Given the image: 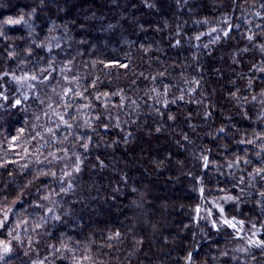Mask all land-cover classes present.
<instances>
[{"label":"trees","instance_id":"trees-1","mask_svg":"<svg viewBox=\"0 0 264 264\" xmlns=\"http://www.w3.org/2000/svg\"><path fill=\"white\" fill-rule=\"evenodd\" d=\"M261 69L264 0H0V264H264Z\"/></svg>","mask_w":264,"mask_h":264},{"label":"snow or ice","instance_id":"snow-or-ice-1","mask_svg":"<svg viewBox=\"0 0 264 264\" xmlns=\"http://www.w3.org/2000/svg\"><path fill=\"white\" fill-rule=\"evenodd\" d=\"M19 22H20V21H12V20L7 21L8 24L19 23ZM224 35L227 36V35H228V32H225ZM198 38H199V37H197V39H198ZM248 39L251 40L252 37L250 36V37H248ZM106 66H107V65H106ZM119 66H120V67H125V68L127 67V65H119ZM261 71H264V69H261ZM14 79L19 80V78H16V77H14ZM31 79H32V80H36L37 77H36V76H32ZM93 86H95V82H93ZM68 91H72V90L69 89ZM0 95H2V93H0ZM65 95H67V92L65 93ZM77 95H81V96H82V93H77ZM105 95H108V94L106 93ZM24 99H27V97H24ZM97 99H98V97H97ZM252 99L255 100L256 97L254 96ZM20 103H21V100L17 99V100H15L13 106L15 107V106L19 105ZM169 118L171 119L172 117H169ZM60 119L63 121V116H61ZM65 123H66V122H65ZM67 127L70 128L71 125H67ZM49 131H51V130H49ZM157 131H159V129H157ZM223 131H224V129L221 128V129H220V132H223ZM243 142H244V141H241V143H243ZM248 143H253V141H248ZM82 147L85 149V151H87V148H88V145H87V144H83ZM53 158L55 159V156H54V155H53ZM204 162H205V166H207V163H208V158H207V157H204ZM81 163H82V161L80 160L79 157H77V158H76V163H75V168L73 169V171H75V172H79V171L81 170V168H80ZM3 166H4V165H0V167H3ZM24 167H27V165H25ZM230 167H231V165H230ZM262 171H264V169H257V170H256V175H260ZM40 174H42V175H47V173L43 172V170H41V173H40ZM51 175H52V176H55L56 174H55V173H52ZM71 175H72L71 172H65V173H64V176H71ZM34 179H35V178H34ZM68 188H71V184H69ZM61 190H62V191H67V190H68V189H65V188L63 187V180L61 181ZM201 191H203V190H201ZM261 195L264 196V193H261ZM43 199H44V200H48L49 197H48V196H44ZM228 199H233V198H232V197H228ZM39 206H40V205H37V207H39ZM9 211H11V210L9 209ZM48 211H51V209H49ZM219 211H220L221 213H223L224 209H223V208H220ZM197 212H199V209H197ZM209 214L211 215V213H209ZM44 219H45V217H41V220H44ZM55 219L59 220L60 217L57 216V217H55ZM6 220H7V213H5L4 220L0 221V227H3V226H4V222H5ZM223 223L226 224L228 227H231V228H234V229L236 228V224L233 223L232 220L224 219ZM240 223H243V222H240ZM37 227H39V225H37ZM213 227H216V223H215V222H213ZM116 235L119 236V233H117ZM253 235L255 236L256 234L253 233ZM249 245H250L251 247H256V248L264 249V241L259 240V239H256V240H249ZM10 251H11V248H10L7 244H5L4 247H3V253H4V255H0V260H4V259H5V256H6ZM85 259H87V257H85ZM188 259L191 260V253H189ZM40 264H43V262H40Z\"/></svg>","mask_w":264,"mask_h":264},{"label":"rangeland","instance_id":"rangeland-1","mask_svg":"<svg viewBox=\"0 0 264 264\" xmlns=\"http://www.w3.org/2000/svg\"><path fill=\"white\" fill-rule=\"evenodd\" d=\"M24 84H22L23 86ZM222 208V205L218 202H211V206H206V207H201L199 209L200 212V217H202L203 213L205 214V216L208 218V219H212L213 218V214H214V211L218 214V219H221L223 220L224 217H223V213H221L219 211V209ZM5 213H7V211L3 212L0 214V221L4 220V216H5ZM211 213V215L209 214ZM1 228V227H0Z\"/></svg>","mask_w":264,"mask_h":264}]
</instances>
